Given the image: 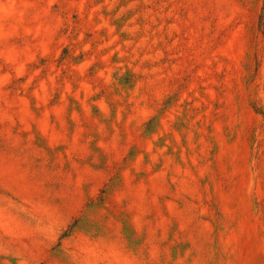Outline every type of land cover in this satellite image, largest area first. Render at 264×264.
I'll list each match as a JSON object with an SVG mask.
<instances>
[{
    "label": "rangeland",
    "instance_id": "1",
    "mask_svg": "<svg viewBox=\"0 0 264 264\" xmlns=\"http://www.w3.org/2000/svg\"><path fill=\"white\" fill-rule=\"evenodd\" d=\"M0 264H264V0H0Z\"/></svg>",
    "mask_w": 264,
    "mask_h": 264
}]
</instances>
